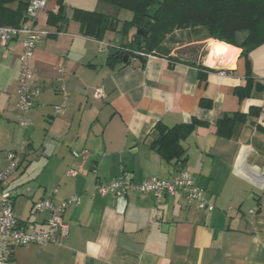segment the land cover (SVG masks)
<instances>
[{
	"label": "crops",
	"instance_id": "crops-1",
	"mask_svg": "<svg viewBox=\"0 0 264 264\" xmlns=\"http://www.w3.org/2000/svg\"><path fill=\"white\" fill-rule=\"evenodd\" d=\"M73 9L66 0L69 20L55 26L48 13L59 10L56 0L38 14L37 27L45 33L31 61L39 93L28 127L18 123L22 38L0 43V173L15 153L17 167L3 182L14 195V213L44 229L49 213L35 212V202L79 198L65 210L69 236L61 244L16 247L11 264H264V91H256V83L264 85V43L251 53L253 94L240 100L235 88L246 83L240 47L220 65L226 75L215 67L202 78L196 65L176 58L193 42L122 65L108 59L109 49L126 47L137 30L126 38L109 32L103 42L110 46L100 52V41L85 36L71 18ZM59 86L68 91L63 114L55 111L64 101ZM97 87L105 93L101 99L94 97ZM251 107L259 113L249 115ZM238 111L247 120L231 137L219 134V121ZM194 120L182 141L184 166L166 162L152 147L157 124ZM69 169L77 174L68 175ZM181 169L194 173L213 210L188 204L182 193L158 201L138 191L102 196L96 188L123 173L141 183L152 176L171 179Z\"/></svg>",
	"mask_w": 264,
	"mask_h": 264
},
{
	"label": "trees",
	"instance_id": "trees-1",
	"mask_svg": "<svg viewBox=\"0 0 264 264\" xmlns=\"http://www.w3.org/2000/svg\"><path fill=\"white\" fill-rule=\"evenodd\" d=\"M31 0H0V26H18L26 19V9ZM59 4L57 12L48 13V24L58 25L68 22L65 13L66 0H56ZM118 9L132 12L125 20L119 17L74 7L72 19L79 22L82 33L98 41H105L109 32H119L123 37H129L131 29H142L147 41L142 47L141 41L135 42L133 37L124 51L131 57H136V51L167 55L170 51L164 46L167 33L181 28H204L208 37L229 43L242 49L240 57L246 62V83L235 88L240 100L251 97L255 88L251 51L264 43V0H98ZM148 22V26L145 27ZM143 36H141V39ZM179 58L178 55L176 57ZM109 60L123 62L117 57L109 56ZM185 60V59H184ZM196 65L202 78L214 68L205 66L202 62L188 61ZM204 106H210L202 101ZM259 113V109L251 107L249 115ZM248 114L236 112L219 121L217 132L231 137L237 126L246 121ZM197 121L192 123L167 126L157 124L158 136L153 140L152 147L166 162L175 161L184 166L188 159L187 149L182 141L194 130Z\"/></svg>",
	"mask_w": 264,
	"mask_h": 264
},
{
	"label": "built area",
	"instance_id": "built-area-1",
	"mask_svg": "<svg viewBox=\"0 0 264 264\" xmlns=\"http://www.w3.org/2000/svg\"><path fill=\"white\" fill-rule=\"evenodd\" d=\"M48 0H31L26 9V19L18 26H0V43L6 45L13 39L22 38L23 52L20 55L21 69L18 77L17 107L21 111L18 123L22 127H28L32 123L28 118L34 106V99L39 90L34 88L35 71L31 65L34 58L37 42L42 38L43 32L37 27L38 14L45 9ZM110 44L100 41L99 51L103 52L109 48ZM136 57L153 58L155 53L136 51ZM221 75H226L225 68L218 67ZM61 72L63 69L60 70ZM58 90L63 95L64 101L55 107L56 114L65 112L68 91L64 86H59ZM105 93L101 87L94 91V97L101 99ZM88 153H74L75 156ZM9 168L0 173V264H11L16 247L30 244L45 246L48 244H61L69 236V224L64 220L66 208L72 203H79L78 197H70L60 203L52 198H43L35 202L34 211L37 213L47 212L49 217L45 221V228L39 229L36 222L21 220L16 216L13 209L14 195L3 187L9 175L17 167L15 153H9ZM75 169H69L68 175H76ZM98 192L102 196L110 193L116 197H124L129 191H138L142 196L153 194L158 201L166 196H175L182 193L188 204H195L204 210H213L214 204L205 197L204 189L195 183L194 173L189 170L181 169L178 174L171 179L152 176L144 179L141 183H135L123 173L111 182H100L96 185ZM259 208H264V198Z\"/></svg>",
	"mask_w": 264,
	"mask_h": 264
},
{
	"label": "rangeland",
	"instance_id": "rangeland-1",
	"mask_svg": "<svg viewBox=\"0 0 264 264\" xmlns=\"http://www.w3.org/2000/svg\"><path fill=\"white\" fill-rule=\"evenodd\" d=\"M98 0H87L86 2L81 0H71L72 7L78 6L88 10H96L98 12L108 13L114 12L120 18V20L128 19L132 16V12L126 9H118L114 6L102 2V6H96ZM84 2V3H82ZM116 9V13L115 10ZM113 39L112 36H110ZM214 39L206 35L204 28L200 29L199 27H188L175 29L167 33V39L164 43V46L171 51L175 47H180L188 42H193L190 46L181 47L176 53L179 58L202 62L205 61L210 53L209 40ZM217 40V39H215ZM219 41V40H218ZM250 52L249 57L252 59V53Z\"/></svg>",
	"mask_w": 264,
	"mask_h": 264
},
{
	"label": "bare ground",
	"instance_id": "bare-ground-1",
	"mask_svg": "<svg viewBox=\"0 0 264 264\" xmlns=\"http://www.w3.org/2000/svg\"><path fill=\"white\" fill-rule=\"evenodd\" d=\"M210 53L206 62L209 65H227L239 51L235 46L215 39L209 40Z\"/></svg>",
	"mask_w": 264,
	"mask_h": 264
},
{
	"label": "water",
	"instance_id": "water-1",
	"mask_svg": "<svg viewBox=\"0 0 264 264\" xmlns=\"http://www.w3.org/2000/svg\"><path fill=\"white\" fill-rule=\"evenodd\" d=\"M148 26V22L146 23L145 27ZM141 36H143V38L141 39ZM133 39H135L136 43H139V41H141L142 43V47L144 46V44L147 41L146 38V33L144 30L139 29L137 30V32L133 35ZM109 56H114L117 57V59L123 61V62H128L130 60V54L126 53L124 51V49H122V47H118V46H111L109 49ZM142 62H144V60L142 59ZM220 65H209V67L211 68H215V67H219ZM256 91L257 92H263L264 91V85L260 82L256 83Z\"/></svg>",
	"mask_w": 264,
	"mask_h": 264
}]
</instances>
